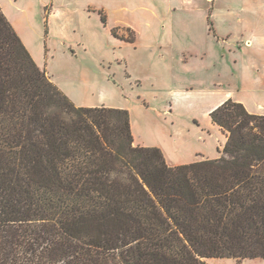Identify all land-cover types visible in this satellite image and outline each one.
I'll return each instance as SVG.
<instances>
[{"label":"trees","instance_id":"1","mask_svg":"<svg viewBox=\"0 0 264 264\" xmlns=\"http://www.w3.org/2000/svg\"><path fill=\"white\" fill-rule=\"evenodd\" d=\"M210 118L222 156L170 165L128 110L75 105L0 4V264L264 259V115L228 99Z\"/></svg>","mask_w":264,"mask_h":264},{"label":"rangeland","instance_id":"2","mask_svg":"<svg viewBox=\"0 0 264 264\" xmlns=\"http://www.w3.org/2000/svg\"><path fill=\"white\" fill-rule=\"evenodd\" d=\"M243 3L0 0L10 22L26 34L34 60L54 83L57 79L61 89L83 95V102L95 107L107 102L109 108L128 110L135 145L163 147L176 163L181 154L183 160H190V153L197 155L194 160L209 158L205 148L210 140L220 149L212 150L211 156L220 158L227 138L218 127L211 128L209 112L229 94L235 101L252 100L248 54L238 60L233 39L223 44L213 35L215 19L221 30L238 31L235 12ZM102 8L109 11L107 25L100 15ZM254 9L247 13V23L263 37L264 15ZM53 11L55 16L49 19ZM251 102V110H256ZM208 263L264 264V259H209Z\"/></svg>","mask_w":264,"mask_h":264},{"label":"crops","instance_id":"3","mask_svg":"<svg viewBox=\"0 0 264 264\" xmlns=\"http://www.w3.org/2000/svg\"><path fill=\"white\" fill-rule=\"evenodd\" d=\"M246 1L247 0H245V3H243L241 5L240 9L236 10V12H235V13L238 12V14H239V24H240L239 29L236 33H234L233 31L228 32L225 30H221L220 25L218 24V22H216V19H215V21H213L214 22L213 26L215 27L216 30H215L214 34L213 33L212 34L214 35L215 38H217L218 43L222 42L224 44L225 41H229V40L233 39L234 43L237 46L239 43L245 42V45H243L241 48H236V46H235V49L238 50L237 54H240L238 56V60L242 59L243 55L248 54L247 56L249 57V61H248L249 67L251 66V70H252L250 82H253V84H254V86H251V89L249 90V92H251V97H252V100L254 101V107L256 108V110H251V107L253 106V102H251L252 100L251 101L248 100V102H247L243 99H240V100H238V102L243 103L249 112L254 113V114H258V115H264V36L259 37L258 30H255V28L252 25L247 23V20H248L247 19V16H248L247 13H251V12L253 13L256 10L254 8H257V10H260L262 12V14L264 15V4L257 2V0H255L256 2H252V0H248L250 2H246ZM252 4H254L256 6L253 5L254 8H251ZM93 8H95V7L93 6ZM102 9L106 13L107 18H108L109 11L106 10L105 8H102ZM51 13H49V17H48L49 19H50V17L52 18L55 16L54 11L52 14ZM235 13H233V14H235ZM217 15L218 14L213 13V18L214 17L216 18ZM12 23L14 24V22H12ZM14 26H15V24H14ZM207 27L209 29V23H208ZM14 28L17 31V33L19 34L22 41L24 40L23 43L25 44V46L30 51L33 58L36 59V57L33 53V49L29 46L31 44L29 41H27L28 39L25 36L26 34H23V32L19 31V29H17L16 26ZM78 46H80V45L79 44L77 46L71 45L70 47L77 48ZM233 49H234V47H233ZM229 52H232V50L230 48H229ZM222 54H223L222 58H224L225 53L223 52ZM236 64H237V62H236ZM55 81H56L55 84L58 85L59 84L58 80L55 79ZM61 87L62 86H60L59 88L61 89ZM64 89H61V90L73 100L75 105L86 106V107L97 106L92 102L90 104L83 102V99H84L83 95H81L79 93L72 95V94H70L71 92H68L66 89L65 90ZM90 96H92V95H90ZM231 96H232V94H229V96L225 97V99L220 104H222L224 101H226L228 99H231L230 98ZM98 97L100 98L101 101H105V99H104L105 97L103 95H99ZM220 104H218L216 107H218ZM103 106L109 107V104L107 102H103V104L99 107H103ZM216 107H214V108H216ZM210 113H211V111L209 112V114ZM211 123H212V121H211ZM210 126L212 129L217 127L213 123ZM150 147H152V146H150ZM205 150H206L205 152H207V154L209 153L208 156H210V157L207 159H203V160L215 159L216 156L215 157L211 156L213 154L212 150H218L219 151L220 149H219L218 145L214 146L212 144V140H210L209 145L206 146ZM162 151L165 153V157L167 159V162L172 166L180 165L183 163L202 161V160L192 159L193 157L197 156L195 153L194 154L190 153V160H183L182 159L183 156L181 154V151L178 150V153L181 155H180V159L178 160V163H176V162H173V160L171 159V154H169L163 147H162ZM202 154H204V152ZM193 155H195V156H193ZM211 157H214V158H211ZM207 261H209V260H207Z\"/></svg>","mask_w":264,"mask_h":264}]
</instances>
